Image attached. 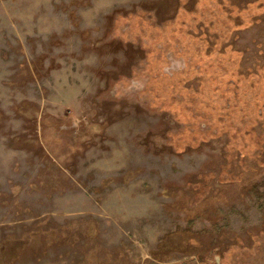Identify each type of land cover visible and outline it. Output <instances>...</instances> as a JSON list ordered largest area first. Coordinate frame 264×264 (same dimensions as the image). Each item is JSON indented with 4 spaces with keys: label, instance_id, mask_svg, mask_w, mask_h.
Segmentation results:
<instances>
[{
    "label": "rangeland",
    "instance_id": "1",
    "mask_svg": "<svg viewBox=\"0 0 264 264\" xmlns=\"http://www.w3.org/2000/svg\"><path fill=\"white\" fill-rule=\"evenodd\" d=\"M0 264H264V0H0Z\"/></svg>",
    "mask_w": 264,
    "mask_h": 264
},
{
    "label": "trees",
    "instance_id": "2",
    "mask_svg": "<svg viewBox=\"0 0 264 264\" xmlns=\"http://www.w3.org/2000/svg\"><path fill=\"white\" fill-rule=\"evenodd\" d=\"M244 70H245V71H243L242 74L245 73V75H246V74L249 75V74H252V73L254 72V70H251V68H248V67H247L246 69H244Z\"/></svg>",
    "mask_w": 264,
    "mask_h": 264
}]
</instances>
